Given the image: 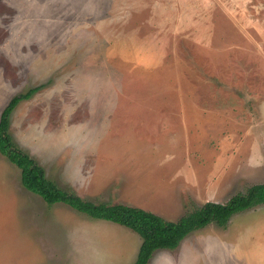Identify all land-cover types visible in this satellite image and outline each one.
<instances>
[{
	"label": "rangeland",
	"instance_id": "rangeland-1",
	"mask_svg": "<svg viewBox=\"0 0 264 264\" xmlns=\"http://www.w3.org/2000/svg\"><path fill=\"white\" fill-rule=\"evenodd\" d=\"M74 1L0 0V113L48 83L10 128L48 179L171 222L264 183V0ZM215 10L233 21L213 40L165 28ZM141 245L125 226L49 206L0 154V264H135ZM149 264H264V205Z\"/></svg>",
	"mask_w": 264,
	"mask_h": 264
},
{
	"label": "trees",
	"instance_id": "trees-1",
	"mask_svg": "<svg viewBox=\"0 0 264 264\" xmlns=\"http://www.w3.org/2000/svg\"><path fill=\"white\" fill-rule=\"evenodd\" d=\"M44 86L42 84L14 96L3 110L0 117V154L20 169L22 185L49 206L65 204L93 219L113 222L136 232L142 238V245L135 264H149L157 251L177 249L192 232L210 224L225 228L234 215L264 205L263 183L233 196L225 204L208 202L177 222H171L142 208L125 204H96L84 200L73 191L60 188L47 178L45 169L34 158L19 147L10 132L12 112L20 102L30 99Z\"/></svg>",
	"mask_w": 264,
	"mask_h": 264
},
{
	"label": "crops",
	"instance_id": "crops-1",
	"mask_svg": "<svg viewBox=\"0 0 264 264\" xmlns=\"http://www.w3.org/2000/svg\"><path fill=\"white\" fill-rule=\"evenodd\" d=\"M76 1H80V0H75L74 2H76ZM77 7H78V3L77 4H75ZM89 6V5H88ZM97 6H99V4L97 5ZM89 8H90V6H89ZM168 9V11L170 12V13H172V14H176L177 13V11H174V8H171V7H169V8H167ZM98 11V12H97ZM96 12L97 13H99V12H101L99 9L97 10ZM39 12L41 13V11L39 10ZM88 12V11H87ZM89 14H91L92 16L94 15L93 14V11L91 10L90 11V9H89V13H88V18L86 19V21L88 20H90V15ZM75 15L76 14H72V16H71V19H70V21H72V18H74L75 20H77V18H75ZM105 16V15H104ZM103 16V17H104ZM39 17V15H38V13L36 14V16H35V19L36 18H38ZM73 19V20H74ZM101 18L99 17V19L98 20H100ZM106 19V16L104 17V20ZM189 19V25H184V24H181V23H177V22H174V23H172V26H171V23L169 22V21H166L165 20V28H167V31H169V30H172L173 31V36H177V35H179L180 33H181V31H183V32H188V37H195V36H199L200 38H201V40L200 41H202L203 39H206V40H210V39H214L215 37H219L218 35H219V33H218V27H219V25H220V23H223V22H232L233 21V17H232V15H229V16H227V15H225V16H219V14H218V12H217V10H215V12H211L210 14H209V21L210 22H208L206 25H204L205 23H200L199 21H198V19H197V17H195L194 15L193 16H191L190 18H188ZM77 21H79V20H77ZM206 29V30H205ZM227 30V29H226ZM222 31V30H221ZM167 36H170V33L169 34H167ZM221 36V35H220ZM36 51H38V50H36ZM42 57H45L46 58V61H45V63H43V66H45V65H47V67H42V69H41V71H42V76H43V78H45V76H47L46 75V73H45V71L47 70V69H49L50 68V66L52 67L53 66V63L52 62H50L49 60H48V52H44L43 53V56H40V57H38L39 59H41ZM29 67V66H28ZM33 69L34 70H31V71H33V73H35V75H36V71H37V69H38V67H33ZM29 70V69H28ZM32 73V74H33ZM35 78V77H34ZM41 79H42V77H41ZM2 83H4L3 81H2ZM42 84H44L45 86H44V88H46L47 87V85H48V83H46V82H44V83H41L40 85H42ZM39 86V85H38ZM37 87V86H36ZM31 88H34V87H31ZM31 88H28L27 90H29V89H31ZM44 88H42L39 92H37L33 97H31L30 99H28V100H24V101H22V102H20L19 103V105L15 108V110L12 112V115H11V119H10V128H11V125H12V120H13V116H14V114L15 113H17L18 111H20V113H22L23 111H25V107L23 106V104H25L26 102H32L33 100H34V98L40 93V92H42V90L44 89ZM21 93H25V91L24 92H21ZM8 105V104H7ZM6 105V106H7ZM23 106V107H22ZM5 109V108H4ZM3 109V110H4ZM3 110L1 111V113H0V117H1V114H2V112H3ZM258 125H260V123L258 124ZM264 125V121H262V123H261V126H263Z\"/></svg>",
	"mask_w": 264,
	"mask_h": 264
}]
</instances>
